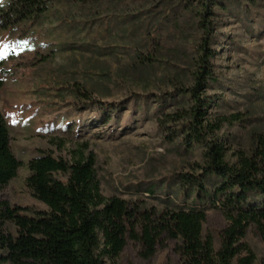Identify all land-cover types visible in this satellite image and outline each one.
I'll list each match as a JSON object with an SVG mask.
<instances>
[{
    "label": "rangeland",
    "instance_id": "1",
    "mask_svg": "<svg viewBox=\"0 0 264 264\" xmlns=\"http://www.w3.org/2000/svg\"><path fill=\"white\" fill-rule=\"evenodd\" d=\"M10 1L0 0V9ZM209 6L213 78L202 93L210 118L227 119L219 135L233 163L236 151L248 150L252 134L264 132V0H211ZM203 10L197 0H50L38 18L12 23L0 10V108L21 161L17 176L0 189V200L28 213L46 209L27 185L28 163L43 152L67 160L94 153L105 197L156 209L164 199H178V178L197 172L203 147L185 150L179 139L168 141L158 122L195 83L191 50L201 35ZM147 49L152 65L142 68L140 51ZM228 224L221 210H207L203 231L216 248ZM6 228L16 234L12 223ZM242 242L261 264L264 240L255 226ZM140 251L141 244L128 238L121 255L106 264L182 259L178 242L170 239L150 260Z\"/></svg>",
    "mask_w": 264,
    "mask_h": 264
},
{
    "label": "trees",
    "instance_id": "2",
    "mask_svg": "<svg viewBox=\"0 0 264 264\" xmlns=\"http://www.w3.org/2000/svg\"><path fill=\"white\" fill-rule=\"evenodd\" d=\"M49 1L11 0L6 10H0L8 23L33 20L47 10ZM197 1L204 3V10L198 22L201 35L191 50L197 67L195 83L183 90L175 110L158 122L168 141L179 139L185 150L203 147L197 172L178 178L181 195L164 199L162 209L118 195L105 197L94 153L79 152L67 160L43 152L28 163L27 185L46 209L28 213L23 206L0 200V264H106V259L121 255L128 238L141 244L140 256L145 260L170 239L178 242L180 264L256 263V254L242 239L253 225L264 240V132L252 134L247 151L234 153L236 162L227 160V146L219 135L227 119L210 118V102L202 93L213 78L209 68L213 53H208L213 24L206 19L211 0ZM140 54V66L150 68L151 50ZM2 65L0 60V88ZM20 166L0 108V189L17 176ZM150 191L155 194V188ZM211 208L221 210L229 223L219 248L203 231ZM8 223L15 226V235L7 231Z\"/></svg>",
    "mask_w": 264,
    "mask_h": 264
}]
</instances>
